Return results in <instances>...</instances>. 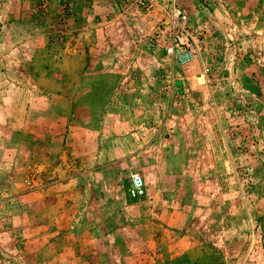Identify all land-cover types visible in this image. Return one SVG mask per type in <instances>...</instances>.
<instances>
[{
    "label": "rangeland",
    "instance_id": "rangeland-1",
    "mask_svg": "<svg viewBox=\"0 0 264 264\" xmlns=\"http://www.w3.org/2000/svg\"><path fill=\"white\" fill-rule=\"evenodd\" d=\"M0 264H264V0H0Z\"/></svg>",
    "mask_w": 264,
    "mask_h": 264
},
{
    "label": "built area",
    "instance_id": "built-area-1",
    "mask_svg": "<svg viewBox=\"0 0 264 264\" xmlns=\"http://www.w3.org/2000/svg\"><path fill=\"white\" fill-rule=\"evenodd\" d=\"M177 19L178 28L173 37V44L168 47V52L178 55L182 60H190L200 47L197 42V33L189 24V17L185 10L172 6ZM133 192L137 195L145 193L143 177L136 173L133 175Z\"/></svg>",
    "mask_w": 264,
    "mask_h": 264
}]
</instances>
